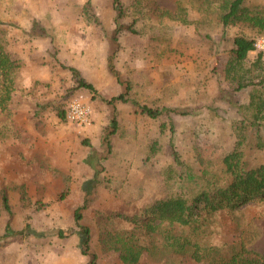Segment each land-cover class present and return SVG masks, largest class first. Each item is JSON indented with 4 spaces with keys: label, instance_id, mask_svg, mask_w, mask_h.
<instances>
[{
    "label": "rangeland",
    "instance_id": "obj_1",
    "mask_svg": "<svg viewBox=\"0 0 264 264\" xmlns=\"http://www.w3.org/2000/svg\"><path fill=\"white\" fill-rule=\"evenodd\" d=\"M247 3L264 7V0ZM206 4L0 0V31L18 63L16 88L8 108L0 110V190L7 193L14 230L3 235L8 214L0 197V264H89L92 254L95 264H126L119 251L105 249V231L141 249L135 264H225L242 250L264 256V199L211 212L199 207L186 225L164 224L186 240L181 252L166 245L161 233L149 234L127 219L189 183L194 191L203 188L195 175L203 169L220 174L223 157L239 139L235 104L246 103L253 87L234 89L224 78V64L236 34L254 39L264 33L243 24L223 26L214 5ZM255 58L251 51L243 66L251 65L258 81L264 78V51L259 67L252 65ZM34 60L53 74L25 83ZM62 65L75 66L95 91L78 89ZM125 91L141 104L172 110L150 118L130 101H116L118 124L108 148L113 107L107 100ZM73 96L94 109L82 128L59 116ZM258 124L261 148L251 127L242 125L246 135L238 148L247 166L264 163V118ZM84 201L88 254L81 252L78 235L56 234L73 225V211Z\"/></svg>",
    "mask_w": 264,
    "mask_h": 264
},
{
    "label": "trees",
    "instance_id": "obj_2",
    "mask_svg": "<svg viewBox=\"0 0 264 264\" xmlns=\"http://www.w3.org/2000/svg\"><path fill=\"white\" fill-rule=\"evenodd\" d=\"M90 0H87L89 3ZM119 0H114L116 5ZM207 7L214 5L213 10L217 12L223 26L229 24H243L255 32L264 33V7L252 8L248 5L247 0H205ZM117 8V16H121V7ZM131 32L134 30L130 25L124 26ZM120 26L117 25V32ZM253 50V38L239 33L233 37V46L230 49L229 56L224 64V78L233 86L234 89L240 90L247 86L253 87L249 93L246 103L235 104L241 119L238 120L235 129L241 133L238 134L239 139L236 140L234 149L223 157L221 173L216 172L208 174L205 169L201 171L199 178L198 191H194L195 184H190L185 187V190L180 189L175 193L164 198H158L145 206L140 212H136L127 217L134 224V227H143L149 234L161 233L163 241L166 245L174 249L175 252H181L185 247V242L180 241V237L171 231H165L164 224L169 226L186 225L191 222L192 217L198 212V208L207 210L208 212L216 211L225 207H239L244 203L254 199H264V163L257 166H247L243 159V152L238 147L243 143L245 135L243 127H251V132L255 134V143L257 147H262L263 143L259 133L260 124L258 121L264 118V78L256 80L258 76L250 74L251 65L244 67V61L249 57ZM256 58L252 65L259 67L261 65L262 51H256ZM67 68L75 79L76 87L85 88L90 91H95L94 86L87 82L80 71L74 66H64ZM18 68V63L8 51L6 41L0 31V110L8 108L14 89L16 88L15 69ZM257 81V82H256ZM259 86V87H258ZM128 88V85L126 86ZM116 101H130L133 105L138 106L148 117L156 118L164 111L172 110L168 107L159 109L151 108L145 104L139 103L137 100L127 96V92H120L111 96L107 102L112 105V115L106 126L105 141L110 148L109 135L115 133L117 128L116 111L114 103ZM68 102V101H67ZM67 104V103H66ZM66 106V105H65ZM65 115V107L62 108L59 116ZM242 129V131H241ZM253 130V131H252ZM241 137V138H240ZM242 139V140H241ZM154 151V147L151 148ZM174 154L175 151H174ZM178 156L175 155L177 159ZM195 176L193 178H195ZM192 178V179H193ZM183 182L179 178L178 183ZM192 182H196L193 180ZM182 188V185L181 187ZM188 190V191H187ZM1 204L8 214V219L4 226V236H9L14 233L11 226L12 211L8 202L7 193L4 189L0 190ZM86 206V201L75 207L72 218L73 225L69 228H59L56 231L59 237H68L72 234L78 235L82 239L81 252L89 253L90 229L82 222V210ZM133 227V229H134ZM32 226L26 223L24 230L31 232ZM102 240L105 249H114L119 251V257L126 264H135L140 256L141 249L136 245H129L123 242L118 232L105 231ZM245 250L234 253L229 258L225 259V264H264V256L259 253H250ZM89 264H95V255H91Z\"/></svg>",
    "mask_w": 264,
    "mask_h": 264
},
{
    "label": "built area",
    "instance_id": "obj_3",
    "mask_svg": "<svg viewBox=\"0 0 264 264\" xmlns=\"http://www.w3.org/2000/svg\"><path fill=\"white\" fill-rule=\"evenodd\" d=\"M253 52L264 51V36L253 39ZM94 113L91 104L80 96L71 97L65 106V118L73 126L82 128L86 126Z\"/></svg>",
    "mask_w": 264,
    "mask_h": 264
},
{
    "label": "crops",
    "instance_id": "obj_4",
    "mask_svg": "<svg viewBox=\"0 0 264 264\" xmlns=\"http://www.w3.org/2000/svg\"><path fill=\"white\" fill-rule=\"evenodd\" d=\"M40 50H41L40 45H36L33 51L35 53L39 54ZM34 61L36 63L33 66L36 67V68L35 69L33 68L34 71L29 72L28 78L25 80V83H29L31 81L33 82V80L35 78L36 79L37 78L44 79V77H45V80H46L47 77H49L50 75L53 74V72H51V70L48 68L47 65H43L40 62H38L37 60H34Z\"/></svg>",
    "mask_w": 264,
    "mask_h": 264
}]
</instances>
